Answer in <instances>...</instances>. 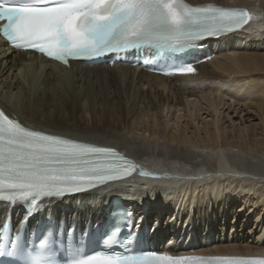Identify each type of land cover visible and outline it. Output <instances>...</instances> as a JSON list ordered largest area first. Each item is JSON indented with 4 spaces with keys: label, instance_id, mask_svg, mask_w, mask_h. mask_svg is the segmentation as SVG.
I'll return each instance as SVG.
<instances>
[{
    "label": "bare ground",
    "instance_id": "6f19581e",
    "mask_svg": "<svg viewBox=\"0 0 264 264\" xmlns=\"http://www.w3.org/2000/svg\"><path fill=\"white\" fill-rule=\"evenodd\" d=\"M186 2L193 5L212 3L220 6L249 7L253 20L244 30L229 37L217 39L211 45L215 49L216 42L217 46L226 41L229 48L232 38L245 35L243 37L245 41L240 45L242 47L234 44L229 49L232 53L228 57L226 56L227 58H221L222 60H216L217 53L206 63H196L191 74L162 77L127 66L86 67L71 62L67 68L37 56L29 58L25 52L11 51L5 48L4 43L0 40V107L6 113L18 117L29 127L96 145H112L125 152L131 159L136 160L139 165L146 166L153 172L148 179L133 176L116 182L115 189L106 186L60 200L41 202L43 216L51 215L58 220L65 218L69 223L76 220L77 223L83 225L90 218L100 216L103 204L109 206L114 195H123L136 214L137 212L146 213L140 217L142 222L144 221L151 227L157 226L156 232L163 239V244L169 236L168 233H171L170 241L173 240V242H169L168 245H172L173 250L179 249L181 252H186L185 248L190 244H198L200 249L204 247L203 250L210 254H264V222L262 221L259 223L258 236L249 243L240 241L234 236L231 238L230 235H225L226 238L218 237L220 238L218 239L217 231L215 233L209 227L208 233V230H204L205 228L203 231H199V225L196 222V219H199L197 212L203 208L202 206L198 207V203L202 205L205 203V213H211L212 223L214 219L218 221L225 216V229H227L226 215L222 213L223 211L214 213L213 206L211 209L209 207L211 200L219 193L225 195L228 191L232 192L238 189L249 188L251 190L254 185L258 192L255 202L241 201L240 204V201L236 202L238 205L232 206L231 216L234 220L238 215L237 209L242 208L243 205L244 213L253 208L255 203H260L258 209H254L256 216H259L263 210L264 200L258 201L257 198L264 197V180L245 176L241 174V171L235 172L229 164L227 155L222 151L233 149V147L239 150L244 147V150L253 151L255 149L259 158H263L264 41H260V38H264V1L186 0ZM254 6H259L261 11L259 19L255 18ZM259 34L262 36L255 39ZM256 40L260 42L257 44ZM253 46L254 50L252 51ZM217 47L220 56L222 48ZM240 73L245 76H238ZM225 91H230L233 94L235 105L242 103L243 110L254 111L260 117L263 126L259 133L256 132L252 138L243 137L235 139L232 143H226L229 148L216 149L218 143L215 130L209 128L210 123L206 122L205 126L202 123L203 126L199 129L203 133L202 140L200 139L203 143L202 146L209 148V145H213L214 148L211 150L213 153L205 150L207 151L205 160L213 166L211 171L207 169L210 173L202 167L189 169V163L193 165L191 159L196 157L186 155V151L185 153L182 150L169 147V144L167 146L169 151H165V154H168V158L171 156L173 159L167 158L165 160L167 164L163 161L166 157L147 156L155 152H149L143 148V145L149 142L145 136L146 132H148V138H152L154 141L152 142L154 148L159 145L156 143V139L163 140L164 137H167L171 143L176 141L179 144L177 140L180 143H186L184 135L186 128L189 129L188 121L190 120L184 114L185 109L187 107L197 109L198 115L204 120L208 115L203 117L204 112H201V104L195 103L194 97L208 94L211 97L208 99L210 106L218 110L220 104L226 101L223 99ZM196 104L199 105L198 108ZM165 108L167 113L171 110L176 113L170 124L171 131L167 134L164 133L163 124L158 121L162 118ZM158 110L160 111L159 115L155 113ZM117 113L121 114V119L117 117L119 116ZM85 114L89 118H86ZM150 115L151 119L146 122L147 124L144 123L145 117ZM180 122L181 128L178 130ZM132 123L144 124L141 127H138L140 125L132 127ZM174 125H177V128ZM125 128L130 130L128 134L124 132ZM196 140L199 139L196 138ZM149 143L151 144V142ZM161 146L163 147V145ZM177 158L185 161L181 166L187 170L176 169L178 165L174 159ZM164 168H169L174 172L171 181L164 180L169 176ZM133 184L138 185L139 188L131 186ZM141 185L158 186L162 191H160L161 195L149 192V195H155V197L144 198L143 194L139 192ZM202 185L205 187L201 188ZM161 187L164 189L162 190ZM202 195L207 196L204 202ZM167 204H170L169 208ZM7 212L6 202L0 201V220L6 216ZM184 212L185 216H182ZM167 214L168 218L165 219L164 224L161 220ZM173 214L176 218L172 216ZM199 215L202 217L201 212ZM22 216L21 205H15L12 208L14 221ZM171 217L172 220L168 224ZM233 220L229 219V224ZM233 222L235 223V221ZM246 230L247 232H245ZM246 230L241 234L249 233L251 228L247 227ZM205 232V235H201ZM212 234L213 238L210 239Z\"/></svg>",
    "mask_w": 264,
    "mask_h": 264
},
{
    "label": "snow or ice",
    "instance_id": "6c2138e0",
    "mask_svg": "<svg viewBox=\"0 0 264 264\" xmlns=\"http://www.w3.org/2000/svg\"><path fill=\"white\" fill-rule=\"evenodd\" d=\"M241 9L186 0H0V36L14 49L38 52L61 64L154 47L178 53L218 38L248 21ZM191 73V64L174 69ZM133 163L98 146L27 126L0 110V201L9 205L60 200L131 175ZM23 222V221H21ZM6 227V225H4ZM115 232L103 244L118 245ZM128 246L131 241L125 240ZM13 248L0 257L21 254ZM2 264V261H0ZM64 264H264V259L174 256L156 251H96Z\"/></svg>",
    "mask_w": 264,
    "mask_h": 264
},
{
    "label": "rangeland",
    "instance_id": "374dc122",
    "mask_svg": "<svg viewBox=\"0 0 264 264\" xmlns=\"http://www.w3.org/2000/svg\"><path fill=\"white\" fill-rule=\"evenodd\" d=\"M262 1H264V0H262ZM254 7H255L254 11H256V9L257 10L259 9V6H254ZM244 36L245 35H242L240 37L235 36L234 38H232L230 41V42H232V44L230 45L229 48L227 46L226 41L224 42V44H221L220 42H218V43H220V45H217V46L222 48V49H220V51L222 50L221 51L222 55H220V56H219V54H220L219 48L216 46V44H217V42H216V44H215V49L217 51L216 54L218 53L217 55L215 54L216 60L217 59L222 60L223 57L227 58L228 55H230L232 53L231 50H229V49H231L234 46V44H236L239 47H242L240 45L242 42L245 41V39H243ZM261 36H262V34H259L255 37V39H259ZM260 41H264V38L263 37L260 38ZM260 41L256 40V43L258 44ZM242 45H244V44H242ZM236 49H238V48H236ZM253 50H254V46H253L252 51ZM210 68H212V67H210ZM238 76H245V75L240 73ZM225 93H227V94H225ZM242 97H243V95L241 96V98ZM209 98H211V97H209L208 94L207 95L205 94L203 96L194 97V102L197 104H201V106H200V108H202L201 112H204L203 117L205 115H208L204 120H202L201 117L198 115L197 109L194 110L193 107H187L185 109L184 114L190 120V121H188L189 129L186 128V134L184 135V142H186V143H183V142L180 143L179 140H177V142H179V144H177L176 141L171 143L170 141H168L167 137H164L163 140L156 139L157 140L156 143H158L159 145L154 148V144L152 143L154 141H152L151 137H150L151 139L148 138V132H146L145 136H146L147 140L149 142H151V144L149 142H147L146 144L143 145V148L148 150L149 152H151V151L155 152L152 154H148L147 156H153V157L159 156L160 158L166 157L164 160L163 159L162 160L164 161V163L167 164V162L165 160H167L168 154H165L166 153L165 151H169L168 150L169 147H174V148H176V150H180V151L182 150L183 152L186 151L187 152V153L185 152L186 155H190L191 157L192 156L196 157L195 159H191V161L193 160L191 163L193 165H190V163H189V165L187 164L189 169L202 167L206 171H208V170L211 171L213 166H211L210 163L205 160V153L207 151L212 152L211 150H214V148H213V145H209L210 146L209 148H204V146H202L203 143H201L202 142L201 140H202L203 133L199 130L201 128V126L206 125L205 124L206 122L211 124V126H209L210 129L215 130V137H216V140L218 143V147L216 149H221V148L225 149L226 147H228V145H226V143H232V141H235V139L243 138V137L252 138L256 132H258V133L260 132L261 127L263 126V124L260 121V117L254 111H248L247 112V111L243 110V107H242L243 104L242 103H238V105H235V102H233V101H235L233 98V94H231L230 91L224 92L223 99H224V101L225 100L226 101L224 102L225 104L224 103L220 104V106H219L220 108H218V110L214 109L212 106H210V103L208 101ZM228 106H229V108H228ZM198 107H199V105H197V108ZM159 112L160 111L158 110L155 113L159 115ZM117 114L119 115L117 117L119 119H121V114L120 113H117ZM175 114L176 113L174 110H171L169 113H167V109L165 108L162 118L160 120H158L161 122V124H163V130H164L165 134H167L169 131H171V129H170L171 125L170 124L173 121V116ZM85 115H86V118H89V116L87 114H85ZM155 117L157 118L156 115H155ZM145 119H144L145 120L144 123L148 122L151 119V115L146 116ZM181 122L178 125V130L181 128ZM144 123H142V125ZM202 123H203V125H201ZM136 125H140L138 127L142 126L141 124H137V123H132L131 126L133 127ZM156 127L158 128V125ZM174 127L177 128V125H174ZM124 132H127V134H128V132H130V130L128 131L127 128H125ZM196 138H198L199 140H196ZM175 143H176V146L174 145ZM168 144H169V147H167ZM161 145H163V147ZM171 145H173V146H171ZM197 145H199V146H197ZM242 149L244 150V147L241 149L239 148V150H237L236 147H233V149H226V151H222V152H225V154L227 155L229 164L235 172L241 171V174H243L245 176H250L252 178H256L257 180L263 181L264 180V152L262 154L263 158H261V157L259 158V155L256 154L255 149H253V151H250L249 149H245L243 151ZM205 150H207V151H205ZM231 150H233L234 152H232V153L229 152ZM238 151L240 152V154ZM168 159H173V158L171 156H169ZM174 160L176 161V163L178 165L176 167L177 170H182V171L187 170L181 166V164H184L185 161H183L181 158H177ZM141 163H143V162L141 161ZM164 169L169 174V176L165 177L164 180H170L171 181L172 177L174 175V172L169 168H164ZM209 171H208V173H210ZM182 178H186V177H182ZM131 186H133L136 189L139 188V186L136 184H133ZM202 186H200V187L201 188L205 187V185H202ZM254 186H253V189H251V190H249V188H245V189H238V190L232 191V192L228 191L225 195L222 193H219L218 195H215L213 197V200H211V203L209 204L210 209L213 206L214 213H216L217 211H220V212L223 211L222 213L226 215V217H227L226 221L228 222L227 223V229H225V227H226L225 222H224L225 216L221 220H218V221L216 219H214L213 223H212L211 213H207V214L205 213V211H206V210H204V209H206L205 203H203L204 205L198 203V207H200V208H201V206L203 207V208H201V210L202 209L203 210L199 211V212H201L202 217L199 215V212H197V217L200 219V221H198L199 219H196V222H198V225H199L198 226L199 231H203V228H205L204 230L205 231L208 230L207 231V233H208L209 230L212 228L211 229L212 231H215V233H216V231L218 232V233H216L217 238L218 237L226 238V237H224L225 235L226 236L230 235L231 238H232V236H234L235 238H237L240 241H245L248 243L251 242L254 237L258 236V229L260 227V225H259L260 221L264 222V206H263V210H262L263 213L261 212L259 216L258 215L256 216L255 210L258 209V206L260 205V203H258V204L255 203L254 207L251 208L246 213H244L245 209H244V207H243L244 205H243L242 208L237 209L238 215L234 218V220H233V216H231V213H233L232 212L233 210L231 208H232V206L237 204L238 201H240L239 204L241 203V201H244V202L246 201V203L247 202H249V203L255 202L256 197L258 195V192L255 190L257 188L256 185H254ZM159 189H160V187H158V186L141 185L139 192L143 194L144 198L148 197V196L155 197V195L154 196L149 195L148 193L152 192L153 194L161 195L162 191ZM161 189L163 190L164 187H161ZM206 197H207L206 195H202L203 202L205 201ZM170 198H172V197H170ZM257 200L263 201L264 197H261L260 199L257 198ZM244 202H242V203H244ZM179 203L180 202L178 201V204ZM167 205L169 208L170 204H167ZM195 206H196V204H195ZM252 213H253V215H252ZM145 214L146 213H142L141 216H144ZM208 214H209V216H208ZM243 214L245 215L244 217H243ZM205 215H207V216H205ZM172 216H174V214ZM182 216H185V212L182 213ZM174 217L176 218V216H174ZM207 217H208V219H207ZM166 218H168V214L165 215L163 217V219L161 220L164 224H165ZM229 219L230 220L232 219L233 221H235V223L233 221H230V224H229ZM171 220H172V217L168 221V224H170ZM247 227L251 228V231L249 233L241 234V233H243L244 230L247 229ZM239 232H240V234H238ZM245 232H247V230ZM168 234H169V236L166 240L170 241L172 239L171 235H170L171 233L169 232ZM196 234H199V233H196ZM205 234H206V232L201 233V235H205ZM212 238H213V234L210 237V239H212ZM214 238H216V236H214ZM218 239H220V238H218Z\"/></svg>",
    "mask_w": 264,
    "mask_h": 264
}]
</instances>
